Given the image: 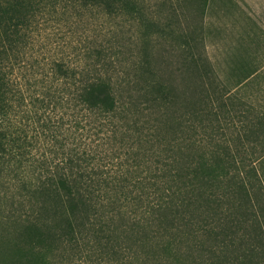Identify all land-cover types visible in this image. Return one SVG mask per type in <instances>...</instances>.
<instances>
[{
    "label": "trees",
    "instance_id": "16d2710c",
    "mask_svg": "<svg viewBox=\"0 0 264 264\" xmlns=\"http://www.w3.org/2000/svg\"><path fill=\"white\" fill-rule=\"evenodd\" d=\"M207 4L0 0V264H264V160L251 196L220 134L264 108L218 89Z\"/></svg>",
    "mask_w": 264,
    "mask_h": 264
},
{
    "label": "rangeland",
    "instance_id": "374dc122",
    "mask_svg": "<svg viewBox=\"0 0 264 264\" xmlns=\"http://www.w3.org/2000/svg\"><path fill=\"white\" fill-rule=\"evenodd\" d=\"M185 3L189 7L188 21L199 24L200 16L195 19V10ZM202 24V30L195 35L204 40L203 48L215 70L220 92L232 89L264 108V0H208ZM247 30L251 32L246 33ZM172 60L174 68L180 64L177 59ZM254 71L255 74L238 84ZM220 134L226 136L225 144L231 148L234 168L240 171L252 196L254 168L261 171L264 160V123L244 130L235 120L220 129Z\"/></svg>",
    "mask_w": 264,
    "mask_h": 264
},
{
    "label": "crops",
    "instance_id": "0c3cea01",
    "mask_svg": "<svg viewBox=\"0 0 264 264\" xmlns=\"http://www.w3.org/2000/svg\"><path fill=\"white\" fill-rule=\"evenodd\" d=\"M251 31L250 30H247L246 33H250Z\"/></svg>",
    "mask_w": 264,
    "mask_h": 264
}]
</instances>
